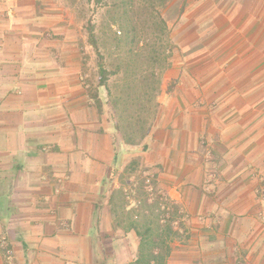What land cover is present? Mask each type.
<instances>
[{
	"label": "crops",
	"instance_id": "1",
	"mask_svg": "<svg viewBox=\"0 0 264 264\" xmlns=\"http://www.w3.org/2000/svg\"><path fill=\"white\" fill-rule=\"evenodd\" d=\"M188 1L131 144L86 85L83 41L37 0H0V264L129 263L122 209L149 169L182 214L167 264H264V0Z\"/></svg>",
	"mask_w": 264,
	"mask_h": 264
},
{
	"label": "rangeland",
	"instance_id": "2",
	"mask_svg": "<svg viewBox=\"0 0 264 264\" xmlns=\"http://www.w3.org/2000/svg\"><path fill=\"white\" fill-rule=\"evenodd\" d=\"M38 1L37 8L50 17L49 20L55 27L61 26L67 29L68 32H66V35L77 38L80 42L83 41V55L86 67L85 82L90 90L93 88V85L98 86L99 74L96 51L87 41L86 24L88 21L95 24L98 50L104 57V66L106 69L112 71L117 68L120 62L122 63L121 70L109 76L107 81L108 88L110 87L114 93H123L127 91L124 88L125 85L122 83V80L125 76V71L126 73H130L131 68L127 69L125 65L126 62L129 61L128 57L135 58L138 60L137 62H139L136 72L138 77H141L145 71V74H147L153 69L157 71L160 68L167 67L166 56L161 55V52L171 51L174 47L171 38L172 24L178 22L177 17L180 12L179 10L181 8H186L188 3H190L188 0H167L163 5L161 3L164 0ZM160 1L162 2L160 3ZM195 1L197 0H191V4L194 5ZM203 1H198V3L203 4ZM205 2L204 4L206 5H201L202 7H206L207 5L210 6V3L219 1L211 0ZM122 14H124V16H120ZM119 17L122 20L116 21ZM59 35L51 34L48 38H51V40H60L65 36L62 34ZM132 36L134 38H131ZM158 52L160 53L158 56L159 63L150 61L149 57L151 55L157 56L156 53L158 54ZM120 87L124 88V91H122ZM100 88L102 89V103L110 109L112 105L111 97L107 95L108 89L106 86H101ZM139 88L140 85L134 88V90L143 92L144 88L147 87L143 89L142 87ZM129 91H132V89ZM148 95H150L149 92L147 96L143 97V101H145L146 98V105L150 106L151 103L147 101ZM118 107L120 108L121 106L119 105ZM118 112L119 110L117 109V114ZM151 116L149 112L144 114L147 121L152 120ZM152 173H154V169H149V171L146 170L143 174L144 176L141 178H146V190L149 191L151 198H155V193H158V191L154 190L153 184L151 183V179H153ZM133 181V183H135L134 179ZM134 195V190L128 193V199L132 200L130 207H136Z\"/></svg>",
	"mask_w": 264,
	"mask_h": 264
},
{
	"label": "trees",
	"instance_id": "3",
	"mask_svg": "<svg viewBox=\"0 0 264 264\" xmlns=\"http://www.w3.org/2000/svg\"><path fill=\"white\" fill-rule=\"evenodd\" d=\"M38 2L37 0V3ZM161 2L162 1H160V3ZM166 2L167 0H164L161 4L163 5ZM120 16H124V14ZM120 20L122 19L119 17L116 21ZM86 29L87 41L95 49L97 54L99 73L98 85L106 86L108 89L107 95L111 97V105L115 108L116 112L117 109L119 110L118 120H120V123L117 122V129L120 130L121 136L126 142L136 144V138H143L151 126L150 122L147 125L144 114L147 112H149L150 115L154 114L156 101L153 100L156 94L152 95L150 90L139 92L138 90H134V88H137L139 85L140 88L149 85L148 87L151 89H158L157 83H159V81L156 77V70L153 69L147 74H145V71L141 77H138L136 72L139 62H137L138 60L135 58L128 57L129 61H127L125 65L127 69L131 68L130 73H126L125 71V76L122 80L125 85L124 87L127 88V93L121 96L110 95L107 81L109 76L121 70L122 63L120 62L117 68L112 71L106 69L104 66V57L98 50L95 24L88 21ZM131 38L134 37L132 36ZM152 59L155 60L154 55H152ZM131 89L132 91H129ZM148 92L150 95H148L147 101L151 103L150 106L146 105V98L145 101H143V97L147 96ZM95 99H97V95ZM119 105L121 109L118 107ZM135 163L136 162L132 164ZM129 167L131 168V165H129ZM145 179L144 177H136L132 187L135 193L134 199L136 207L127 208L124 206L122 209V213L128 216L127 228L132 229L138 238L135 257L127 264H167L172 249V242L175 238H179L183 234L182 223L179 222L176 225L174 224L175 219L181 216L180 208L176 203L172 202L164 192H156V197L151 198L149 191L146 190ZM151 183L154 186L156 181L151 179ZM122 196L123 199L126 200V193H123ZM126 201L128 202V200Z\"/></svg>",
	"mask_w": 264,
	"mask_h": 264
}]
</instances>
